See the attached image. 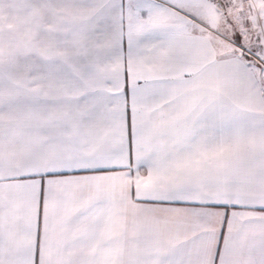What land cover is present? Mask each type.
I'll return each mask as SVG.
<instances>
[{"label": "snow or ice", "instance_id": "1", "mask_svg": "<svg viewBox=\"0 0 264 264\" xmlns=\"http://www.w3.org/2000/svg\"><path fill=\"white\" fill-rule=\"evenodd\" d=\"M0 264H264V0H0Z\"/></svg>", "mask_w": 264, "mask_h": 264}]
</instances>
